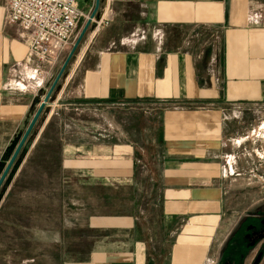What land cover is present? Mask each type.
Here are the masks:
<instances>
[{"label": "crops", "instance_id": "obj_1", "mask_svg": "<svg viewBox=\"0 0 264 264\" xmlns=\"http://www.w3.org/2000/svg\"><path fill=\"white\" fill-rule=\"evenodd\" d=\"M107 2L112 18L83 45L30 160L56 178L43 196L56 207L1 209L0 264H219L239 222L221 159L264 103V0H98V12ZM7 7L0 160L59 62L28 55Z\"/></svg>", "mask_w": 264, "mask_h": 264}, {"label": "rangeland", "instance_id": "obj_2", "mask_svg": "<svg viewBox=\"0 0 264 264\" xmlns=\"http://www.w3.org/2000/svg\"><path fill=\"white\" fill-rule=\"evenodd\" d=\"M77 2L82 6L84 0H77ZM85 23V20H81L78 24L70 49L63 52V57L57 60L59 62L56 61V67L44 87L38 92L26 118L18 127L16 134L11 136L0 160V177ZM89 30L88 27L0 186V211L8 205V202H12L10 206L27 209L56 207L57 198H53V202L50 203L43 197L53 185H56L52 183L56 178L43 177L39 172L41 168L39 166L34 168L30 160L33 158L34 148L42 141L44 128L57 106L58 97L65 87V79L70 74L78 54L89 37ZM254 107L243 112L239 149L224 152L221 159V172L226 179L223 182L225 192L223 203L226 215L230 218V228L245 215L264 208V103ZM47 169L52 170L49 166H43V171ZM24 215L22 211L19 220L23 221ZM31 216L33 215H27L22 223L30 221Z\"/></svg>", "mask_w": 264, "mask_h": 264}, {"label": "built area", "instance_id": "obj_3", "mask_svg": "<svg viewBox=\"0 0 264 264\" xmlns=\"http://www.w3.org/2000/svg\"><path fill=\"white\" fill-rule=\"evenodd\" d=\"M112 12L107 2L94 17L78 7L77 0H8L6 19L28 31L27 53L37 61L56 63L70 49L81 20L90 21L89 37L108 24ZM42 74L36 70L34 77Z\"/></svg>", "mask_w": 264, "mask_h": 264}, {"label": "flooded vegetation", "instance_id": "obj_4", "mask_svg": "<svg viewBox=\"0 0 264 264\" xmlns=\"http://www.w3.org/2000/svg\"><path fill=\"white\" fill-rule=\"evenodd\" d=\"M264 208L245 215L225 243L219 264H257L264 258Z\"/></svg>", "mask_w": 264, "mask_h": 264}, {"label": "water", "instance_id": "obj_5", "mask_svg": "<svg viewBox=\"0 0 264 264\" xmlns=\"http://www.w3.org/2000/svg\"><path fill=\"white\" fill-rule=\"evenodd\" d=\"M98 8H99V4H98V0H97V1H96V4H95V6H94V9L92 10V12H91V14H90V17H91V18L94 17V16L97 14V12H98ZM89 24H90V21H89V20L84 24L82 30L80 31V33H79V35H78V37H77V39H76V41H75V43L73 44V46H72L71 50L69 51V53H68V55H67L65 61L63 62V64H62V66H61V68H60V70H59V72H58L56 78L54 79V81H53V83H52L50 89L48 90L47 94L45 95L43 101L40 103V106H39L38 110L36 111V113H35L33 119H32L31 122L29 123V125H28V127H27V129H26V131H25V133H24V135H23V137H22V139L20 140L18 146L16 147L14 153L12 154V156H11V158H10L9 163L7 164L6 168L4 169V171H3V173H2V175H1V177H0V186H1V184H2V182H3V180H4L5 176H6V174H7V172H8L10 166L12 165V163H13V161L15 160L16 156L18 155V153H19V151H20L22 145L24 144V142H25L27 136L29 135V133H30L32 127L34 126V124H35V122H36L38 116L40 115V113H41V111L43 110V108H44L46 102L48 101V99H49V97H50V94H51L52 90L54 89V87H55V85L57 84L58 80L60 79L61 75L63 74V72H64V70H65V67H66L67 64H68V61L70 60V58H71L72 54L74 53V51L76 50V48H77L79 42L82 40V38H83L85 32L87 31V29H88V27H89ZM262 222H263V225H264V220H263ZM259 260H260V257H258V258L256 259V261L254 262V264H257V263L259 262Z\"/></svg>", "mask_w": 264, "mask_h": 264}]
</instances>
